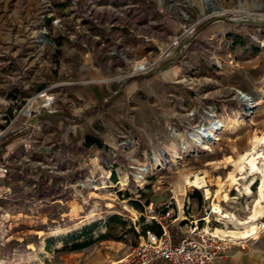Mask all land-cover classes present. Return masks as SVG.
Returning <instances> with one entry per match:
<instances>
[{
  "label": "rangeland",
  "instance_id": "rangeland-1",
  "mask_svg": "<svg viewBox=\"0 0 264 264\" xmlns=\"http://www.w3.org/2000/svg\"><path fill=\"white\" fill-rule=\"evenodd\" d=\"M166 206L264 264V0H0V264L114 263Z\"/></svg>",
  "mask_w": 264,
  "mask_h": 264
},
{
  "label": "built area",
  "instance_id": "built-area-1",
  "mask_svg": "<svg viewBox=\"0 0 264 264\" xmlns=\"http://www.w3.org/2000/svg\"><path fill=\"white\" fill-rule=\"evenodd\" d=\"M1 172L3 176L6 173L5 170ZM165 209L152 217L159 232L146 230L130 253L110 264H212L224 259L234 246L230 239L216 237L200 229L197 221L190 222L182 237L173 235L165 223L171 216L168 206ZM177 210L183 214V209ZM178 220L176 216L172 222L178 223Z\"/></svg>",
  "mask_w": 264,
  "mask_h": 264
},
{
  "label": "trees",
  "instance_id": "trees-1",
  "mask_svg": "<svg viewBox=\"0 0 264 264\" xmlns=\"http://www.w3.org/2000/svg\"><path fill=\"white\" fill-rule=\"evenodd\" d=\"M90 143H96L94 139H90ZM15 181V179H13ZM76 177L66 178L63 175L52 173L40 174L37 179V191L29 197L38 202L56 201L62 199L67 191L66 188L73 184ZM79 248V247H75Z\"/></svg>",
  "mask_w": 264,
  "mask_h": 264
},
{
  "label": "bare ground",
  "instance_id": "bare-ground-1",
  "mask_svg": "<svg viewBox=\"0 0 264 264\" xmlns=\"http://www.w3.org/2000/svg\"><path fill=\"white\" fill-rule=\"evenodd\" d=\"M202 2H210V0H201ZM171 7V6H170ZM211 9H212V13L215 14V13H218L217 9L214 7V6H211ZM145 69V65L144 64H138L136 65V69L137 71H141V70H144ZM239 98L242 102L244 103H248L250 98L249 96L247 95H239ZM209 119L211 120L210 123L208 124V127L205 128V129H197L195 130L193 133L190 134V138L191 140L197 144V145H202V139H208L210 137H214V133H215V130H216V122L214 124V119H213V116L211 115H208ZM176 137L178 138H181L179 135H176ZM204 148L206 149V146H204ZM213 234V233H212ZM214 236L216 237H219L217 234H213ZM235 235L236 237H240V234L236 235V234H233Z\"/></svg>",
  "mask_w": 264,
  "mask_h": 264
},
{
  "label": "crops",
  "instance_id": "crops-1",
  "mask_svg": "<svg viewBox=\"0 0 264 264\" xmlns=\"http://www.w3.org/2000/svg\"><path fill=\"white\" fill-rule=\"evenodd\" d=\"M172 222V221H171ZM165 223H166V225H168L169 226V228H170V231L172 230V227L174 226L173 224H167V221H165ZM176 227V226H175ZM182 228L183 227H178V229H181L182 230ZM188 231V229L187 230H185V231H182V232H187ZM183 236V234L180 236V237H182ZM230 258V260L227 262L226 260H217V261H215V262H213L212 264H235V263H237V261H235L234 259H233V256H230L229 257ZM252 258H255V257H253L252 256ZM251 258H249V259H247V262H249V260H250ZM238 264V263H237Z\"/></svg>",
  "mask_w": 264,
  "mask_h": 264
}]
</instances>
